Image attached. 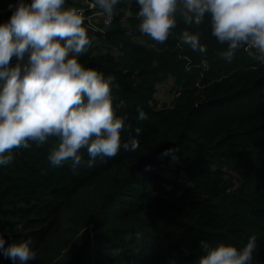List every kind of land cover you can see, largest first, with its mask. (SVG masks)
Segmentation results:
<instances>
[{"label": "trees", "instance_id": "1", "mask_svg": "<svg viewBox=\"0 0 264 264\" xmlns=\"http://www.w3.org/2000/svg\"><path fill=\"white\" fill-rule=\"evenodd\" d=\"M138 10L135 0H121L104 32L86 29L92 43L79 60L114 77L116 115L129 126L122 142L134 136L139 148L75 173L70 161L50 164L57 138L14 150L0 166L5 247L32 239L36 259L28 264H165L170 257L197 264L201 241L242 249L255 235L251 264H264V64L243 47L230 63L221 58L227 45L211 35L208 17L197 27L177 15L173 33L156 43L140 33ZM11 15L0 14V23ZM186 30L201 32L205 53L181 43ZM166 80L174 97L163 103L156 93ZM80 154L87 161V150ZM0 264L20 262L0 253Z\"/></svg>", "mask_w": 264, "mask_h": 264}, {"label": "clouds", "instance_id": "2", "mask_svg": "<svg viewBox=\"0 0 264 264\" xmlns=\"http://www.w3.org/2000/svg\"><path fill=\"white\" fill-rule=\"evenodd\" d=\"M139 31L156 43H164L177 26L199 27L209 18L211 35L227 45L219 55L231 62L242 47L264 64V0H135ZM121 0H93L90 7L102 10L110 23ZM66 0H20L9 20L0 23V166L14 159L13 151L31 144L43 145L57 138L48 160L53 167L71 162L75 173L81 166L94 167L97 160L115 157L121 149L135 152L139 140L122 142L127 117H118L113 105L114 77L85 68L79 57L91 46L84 26L83 9L65 7ZM180 40L192 51L206 52L201 32L183 31ZM15 59V62L13 60ZM205 69L206 62H202ZM138 120L147 119L142 109ZM140 128L135 129L136 136ZM87 150L85 161L80 154ZM170 150H166V153ZM17 231H23L18 224ZM32 239L5 247L0 253L20 264L36 259ZM204 250L197 264H251L257 248L252 235L242 249L220 243L200 242Z\"/></svg>", "mask_w": 264, "mask_h": 264}, {"label": "built area", "instance_id": "3", "mask_svg": "<svg viewBox=\"0 0 264 264\" xmlns=\"http://www.w3.org/2000/svg\"><path fill=\"white\" fill-rule=\"evenodd\" d=\"M20 2V0H15L11 4L3 5L0 3V14H7V13H13L15 10L17 4ZM85 5L84 6H75L78 9H83L84 15L87 18L85 20V28L92 30L94 32H104L103 25H110L115 18V14L113 13V16L111 18L110 23H105L107 17L102 15V10L99 8H92L90 5L92 4V0H84ZM143 42L148 43L150 45H153V43L149 39H141Z\"/></svg>", "mask_w": 264, "mask_h": 264}, {"label": "rangeland", "instance_id": "4", "mask_svg": "<svg viewBox=\"0 0 264 264\" xmlns=\"http://www.w3.org/2000/svg\"><path fill=\"white\" fill-rule=\"evenodd\" d=\"M30 2H31V0L28 3H30ZM65 7H69V6H67L65 4ZM172 86H173V84H172V82L170 80H166L165 82L161 83L158 86L156 97L158 98L159 102L167 103V102H170L173 99L174 90L172 89ZM166 174H167V177L169 178V180L173 176H175V178L177 176L173 169H172V171H169V172L167 171ZM180 182H183V180L180 179ZM174 261H175L174 258L170 257V258L167 259V262L165 264H173Z\"/></svg>", "mask_w": 264, "mask_h": 264}]
</instances>
